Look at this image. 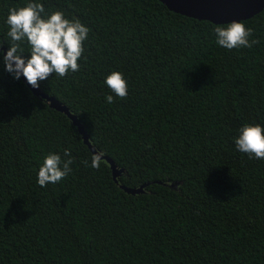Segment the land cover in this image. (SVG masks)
Wrapping results in <instances>:
<instances>
[{
	"label": "trees",
	"instance_id": "1",
	"mask_svg": "<svg viewBox=\"0 0 264 264\" xmlns=\"http://www.w3.org/2000/svg\"><path fill=\"white\" fill-rule=\"evenodd\" d=\"M27 2L0 0V264H264V159L234 143L264 127V8L239 21L258 43L229 50L213 32L229 23L159 0H33L89 28L79 71L39 89L121 169L114 182L71 121L4 70L9 9ZM112 71L124 99L104 82ZM65 149L71 172L39 186L44 157Z\"/></svg>",
	"mask_w": 264,
	"mask_h": 264
},
{
	"label": "clouds",
	"instance_id": "2",
	"mask_svg": "<svg viewBox=\"0 0 264 264\" xmlns=\"http://www.w3.org/2000/svg\"><path fill=\"white\" fill-rule=\"evenodd\" d=\"M5 23L8 25L7 35L12 43L2 56L4 70L19 80L21 75L32 88H39V82L50 76L63 78L69 71L80 69L78 61L84 52L83 42L88 38L89 28L79 20L65 18L63 12L57 10L47 14L42 3L28 2L20 7L9 9ZM216 43L226 49L251 48L258 43L249 40L252 30L241 22L232 21L226 26L213 29ZM29 46L30 55L25 58L21 53L25 50L22 43ZM105 84L115 94L124 99L128 95V84L122 73L112 71L105 77ZM108 104L114 103L112 95L106 96ZM238 151L250 158L264 159V127L259 124H245L234 138ZM64 156L50 152L44 159L37 174V183L41 187L56 184L71 172L73 163L70 149L64 150ZM102 153L91 158V166L99 169ZM87 163V162H86Z\"/></svg>",
	"mask_w": 264,
	"mask_h": 264
},
{
	"label": "water",
	"instance_id": "3",
	"mask_svg": "<svg viewBox=\"0 0 264 264\" xmlns=\"http://www.w3.org/2000/svg\"><path fill=\"white\" fill-rule=\"evenodd\" d=\"M159 2L175 13L198 20H207L214 24H224L232 21L239 22L240 20L253 16L264 8V0H159ZM1 49L4 54L6 51L2 45ZM20 79L34 95L39 96L47 102L50 108L63 113L76 127V130L81 136L82 142L86 145L88 150L94 155L98 153L89 143L79 119H77L74 114L70 113L65 105L61 104L52 96L45 95L39 88H32L26 82L23 75H21ZM101 159L108 164L111 171V177L114 182H116L115 178L120 173L121 169H117L108 156L102 155ZM145 185H147V183H143L133 188L125 187L123 185H119V187L128 194H136L141 193Z\"/></svg>",
	"mask_w": 264,
	"mask_h": 264
}]
</instances>
